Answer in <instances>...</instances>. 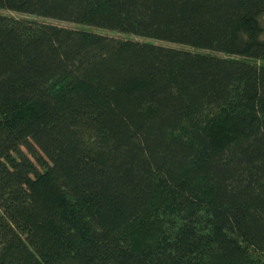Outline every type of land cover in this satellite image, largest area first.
Listing matches in <instances>:
<instances>
[{
  "label": "trees",
  "instance_id": "obj_1",
  "mask_svg": "<svg viewBox=\"0 0 264 264\" xmlns=\"http://www.w3.org/2000/svg\"><path fill=\"white\" fill-rule=\"evenodd\" d=\"M0 10V264H264V0Z\"/></svg>",
  "mask_w": 264,
  "mask_h": 264
},
{
  "label": "rangeland",
  "instance_id": "obj_2",
  "mask_svg": "<svg viewBox=\"0 0 264 264\" xmlns=\"http://www.w3.org/2000/svg\"><path fill=\"white\" fill-rule=\"evenodd\" d=\"M0 14L3 16H7V17H13L16 19H26V20H30L33 22H37L40 24H54V25H59L62 27H67V28H74V29H86L89 31H98V32H102L105 35H109V36H113V37H117V38H121V39H126L129 38L128 35H123V34H115V33H111L109 31H102L101 29H93V28H89V27H83L82 25H76L73 23H66V22H59L56 20H52V19H47V18H41V17H35V16H29V15H25V14H19V13H15L12 11H7V10H0ZM262 26L264 28V19L262 20ZM157 44L160 45H164L167 47H174V48H180V46L178 45H173V44H168V43H164V42H157Z\"/></svg>",
  "mask_w": 264,
  "mask_h": 264
}]
</instances>
